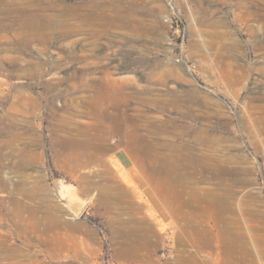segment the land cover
I'll list each match as a JSON object with an SVG mask.
<instances>
[{
    "label": "rangeland",
    "instance_id": "rangeland-1",
    "mask_svg": "<svg viewBox=\"0 0 264 264\" xmlns=\"http://www.w3.org/2000/svg\"><path fill=\"white\" fill-rule=\"evenodd\" d=\"M0 264H264V0H0Z\"/></svg>",
    "mask_w": 264,
    "mask_h": 264
},
{
    "label": "bare ground",
    "instance_id": "bare-ground-1",
    "mask_svg": "<svg viewBox=\"0 0 264 264\" xmlns=\"http://www.w3.org/2000/svg\"><path fill=\"white\" fill-rule=\"evenodd\" d=\"M90 14L91 13L87 15V18L91 16ZM94 91H96L95 94L96 99L99 98L100 102L98 101L94 102L93 98H95V96L94 97L88 96L87 99L81 100L82 101L81 106L85 110L79 109L78 111L80 112V115H85L87 117L86 121L81 122V126L88 127V129L86 130L83 136H81L80 138L76 137L75 140L80 142H89L94 145V149L97 146L98 149L109 148L110 150L111 147H117L123 145L130 151L132 155L145 157L147 151L146 145L148 144V142H146L144 135L139 133L137 126L138 124L136 125L132 123L131 122L132 117L129 116L124 110H121V105L122 103H124L123 98L125 97V95L123 93L119 95L118 92L110 93L106 85L102 86L101 81L96 83ZM100 154L102 155V153ZM146 160H150V162H154V159L147 158ZM149 164H151L150 165L151 167L152 163ZM155 171L156 173H159L161 179H163L164 182L168 183L171 187L176 185L175 183L181 184L180 182H182L181 180H183L182 179L183 175L174 165L168 166L165 164L162 167L161 165L160 166L157 165ZM217 204H219V202H217ZM213 205L216 204L213 202Z\"/></svg>",
    "mask_w": 264,
    "mask_h": 264
},
{
    "label": "water",
    "instance_id": "water-1",
    "mask_svg": "<svg viewBox=\"0 0 264 264\" xmlns=\"http://www.w3.org/2000/svg\"><path fill=\"white\" fill-rule=\"evenodd\" d=\"M82 209H83V207H78V208H76V207H74V206H71V211H72V213H73V212H81Z\"/></svg>",
    "mask_w": 264,
    "mask_h": 264
}]
</instances>
